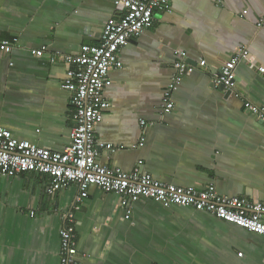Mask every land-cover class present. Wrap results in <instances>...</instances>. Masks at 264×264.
I'll return each mask as SVG.
<instances>
[{"label":"crops","instance_id":"obj_1","mask_svg":"<svg viewBox=\"0 0 264 264\" xmlns=\"http://www.w3.org/2000/svg\"><path fill=\"white\" fill-rule=\"evenodd\" d=\"M171 1V12L157 11L153 25L122 48L124 68L110 72V106L96 137L113 148H100L98 161L131 170L141 159L161 181L212 183L220 194L264 202V123L247 105L264 106V77L240 61L235 93L214 82L240 47L264 65V0ZM121 10L115 0H0V38L20 39L10 53L0 51V125L17 139L66 151L74 126L67 66L51 58L99 44L105 22ZM180 49L196 69L163 114ZM142 119L150 125L140 148ZM48 184L35 172L0 175V264H60L69 213L80 264H264L263 234L206 211L146 198L126 218L116 193L91 185L79 200L77 185L53 196Z\"/></svg>","mask_w":264,"mask_h":264},{"label":"built area","instance_id":"obj_2","mask_svg":"<svg viewBox=\"0 0 264 264\" xmlns=\"http://www.w3.org/2000/svg\"><path fill=\"white\" fill-rule=\"evenodd\" d=\"M115 4L121 6L122 15L105 22L99 44H84L77 54L58 52L51 58L52 62L62 61L67 66V78L63 86L71 92V112L74 120L70 146L64 152L54 151L28 140L17 139L9 129L0 125V175L13 177L28 172L47 175L50 195L54 196L75 184L80 190L79 200L88 196L91 185H96L120 197V205L126 208V218L131 216L133 203L151 198L164 207L178 205L206 211L264 235L262 201L220 194L212 183L197 187L161 181L144 171V161L141 159L131 170L98 161L100 148H113L111 143H100L96 137L97 126L110 106V101L104 96L105 89L113 83L110 72L124 68L120 55L122 48L133 37L153 25L157 11H172L171 0H115ZM246 12L244 10L242 15ZM258 25H264V15ZM19 45L20 39L17 36L11 39L0 38V51L4 53H10ZM46 49L45 46L32 49V53L41 56ZM177 55L179 58L174 64L175 72L163 95V114L173 111V92L177 90L184 76L196 69V66L188 62L186 51L177 50ZM240 61H247L250 69L257 70L264 77V65L251 58L249 49L243 46L229 59L224 60L214 78L215 84L224 85L231 93H235L236 67ZM247 105L264 123V106L252 102H247ZM140 124L138 147L142 148L147 140L150 123L142 119ZM31 214L34 215V212ZM66 219L60 230V264H80L74 213H69Z\"/></svg>","mask_w":264,"mask_h":264},{"label":"water","instance_id":"obj_3","mask_svg":"<svg viewBox=\"0 0 264 264\" xmlns=\"http://www.w3.org/2000/svg\"><path fill=\"white\" fill-rule=\"evenodd\" d=\"M220 87H221L223 90L227 91L228 93H231V92H232V91L226 90V88H225L224 85H220Z\"/></svg>","mask_w":264,"mask_h":264}]
</instances>
